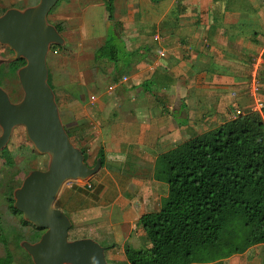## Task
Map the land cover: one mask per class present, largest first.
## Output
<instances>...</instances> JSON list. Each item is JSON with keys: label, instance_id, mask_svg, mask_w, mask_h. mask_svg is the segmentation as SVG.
Returning a JSON list of instances; mask_svg holds the SVG:
<instances>
[{"label": "crops", "instance_id": "0c3cea01", "mask_svg": "<svg viewBox=\"0 0 264 264\" xmlns=\"http://www.w3.org/2000/svg\"><path fill=\"white\" fill-rule=\"evenodd\" d=\"M83 7L71 37L61 32L77 54L49 85L71 141L100 166L56 200L83 237L105 246L107 264H129L124 244L151 246L138 220L168 192L154 175L158 156L250 109L254 62L264 99V0H113L111 35L104 4ZM101 8L106 15L93 18ZM109 38L119 58L95 60ZM189 264H264V244Z\"/></svg>", "mask_w": 264, "mask_h": 264}, {"label": "trees", "instance_id": "16d2710c", "mask_svg": "<svg viewBox=\"0 0 264 264\" xmlns=\"http://www.w3.org/2000/svg\"><path fill=\"white\" fill-rule=\"evenodd\" d=\"M102 1L107 18L114 24L113 0ZM61 26L55 24L60 33ZM50 50L63 53L68 44H52ZM100 58L110 62L119 58L110 38L95 50V60ZM24 64L21 57L0 64V85L6 86L13 74L17 77ZM7 147L0 152L9 164ZM154 175L168 185V192L159 211L145 213L138 220L151 246L124 244L129 264L213 261L264 244V107L261 111L245 110L160 154ZM11 202L12 212L20 213ZM22 224L32 223L22 218ZM32 227L30 235L20 238L37 239L41 229ZM73 227L72 223L70 230ZM25 254L30 259L27 264H33ZM12 259L13 254L6 251L0 256V264H10Z\"/></svg>", "mask_w": 264, "mask_h": 264}, {"label": "water", "instance_id": "95a60500", "mask_svg": "<svg viewBox=\"0 0 264 264\" xmlns=\"http://www.w3.org/2000/svg\"><path fill=\"white\" fill-rule=\"evenodd\" d=\"M57 1L38 0L23 9L8 8L0 15V43L13 52L6 62L25 59L16 72L22 97L13 102L0 86V150L14 127L23 125L34 149L49 156L47 168L31 170L14 191V206L23 218L45 229L36 242H22L33 264H107L105 246L90 237L68 239L72 222L54 205L66 181L87 179L100 166V159L89 166L81 148L71 141L47 81L50 46L65 44L61 33L47 21Z\"/></svg>", "mask_w": 264, "mask_h": 264}, {"label": "rangeland", "instance_id": "374dc122", "mask_svg": "<svg viewBox=\"0 0 264 264\" xmlns=\"http://www.w3.org/2000/svg\"><path fill=\"white\" fill-rule=\"evenodd\" d=\"M38 0H0V15L4 13V11L8 8L14 7L23 9L25 7H29L32 5H35ZM103 4L102 0H60L58 5L52 10L50 14L47 15V21L54 25H62V33L63 35H67V37H71L72 31L74 30L73 25L74 23H79L81 16L80 11L83 10V6H87L88 4H91L93 2H97ZM98 10H93L92 17H100L106 15V11L104 8H101L98 12ZM99 20V19H98ZM103 22L108 23L111 22L108 18H103ZM102 27V24L100 25V21L98 22V25L96 29L100 30ZM111 32L108 33L111 35L113 32V24L111 26ZM69 31V32H68ZM61 33V34H62ZM70 33V34H69ZM77 48L72 44L68 45V50L66 52H54L49 49L46 57V63L48 67V83L51 84L52 82V74L53 71H55V67H59L60 64L65 60V58L73 57L77 54ZM13 56V52H11L7 46L0 43V62L2 61L5 63L7 59L11 58ZM2 64V63H1ZM10 83V84H9ZM9 83L5 86H1L3 89H5L10 99L13 102L18 101L22 97V90L18 81V78L13 74L11 75L9 79ZM15 92L13 93V91ZM7 148L10 154V163L8 164L5 161V156L3 153L0 152V175L7 170L15 171V174H18L19 179L17 177L16 181L19 183L22 182L23 178L33 169H41L44 170L47 168V164L49 161V156L46 154H40L38 153L32 143L29 141V139L26 136V132L23 125H17L14 127L11 137L8 141ZM3 180V177L0 176V181ZM62 203L61 198L55 200L54 205L59 207ZM62 210V209H61ZM63 211V210H62ZM64 212V211H63ZM69 218L73 216L74 220L77 218L76 215L72 214L69 215L67 212H65ZM21 233L23 236H27L29 234L28 227H22ZM84 230L83 228L79 226H74L71 230L68 231V239L73 240L77 239L80 236H83ZM94 238V237H93ZM96 241V240H95ZM26 250L21 248H15L13 250V259L11 264H27L30 262V259L25 254ZM27 253V252H26ZM28 254V253H27ZM0 255H4V249H0ZM29 255V254H28ZM30 256V255H29ZM31 258V257H30ZM32 260V259H31Z\"/></svg>", "mask_w": 264, "mask_h": 264}, {"label": "flooded vegetation", "instance_id": "af4514ba", "mask_svg": "<svg viewBox=\"0 0 264 264\" xmlns=\"http://www.w3.org/2000/svg\"><path fill=\"white\" fill-rule=\"evenodd\" d=\"M0 132H1V129H0ZM15 173H16L15 171L7 170V171H4L0 175L1 177H3V180L0 181V249H4V255L6 251H10L12 253L16 247L17 248L23 247L22 245L23 241H27L30 243L36 242L40 238L41 234L45 231L44 228H40L41 230H40L39 236L35 240L34 239L32 240V236H30V239L20 238L22 236V233H21L22 227L24 228L28 227L29 229L28 235H30L32 233V228H33L32 226L34 225L26 224L24 226L22 224V218H23L22 213L12 212V209L10 207L11 199H12L11 203L14 206V191L22 183L21 181L17 183L16 179L19 175ZM9 188L12 189L11 196H9L10 194H8ZM0 256H3V255H0Z\"/></svg>", "mask_w": 264, "mask_h": 264}, {"label": "built area", "instance_id": "2783aa9c", "mask_svg": "<svg viewBox=\"0 0 264 264\" xmlns=\"http://www.w3.org/2000/svg\"><path fill=\"white\" fill-rule=\"evenodd\" d=\"M258 62H254L252 70H251V82H250V88L249 93L254 99V104L250 108L251 110H258L261 111L264 107V99L259 98L257 96V91L260 89L261 84L257 76V69H258ZM126 77H123V80H125ZM245 112V110H242L240 108H236L233 113L230 116V119L236 118L239 115H242ZM72 180L66 181L64 184L71 182Z\"/></svg>", "mask_w": 264, "mask_h": 264}]
</instances>
